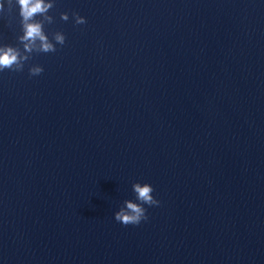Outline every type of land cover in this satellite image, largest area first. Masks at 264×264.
Here are the masks:
<instances>
[{"label":"water","instance_id":"water-1","mask_svg":"<svg viewBox=\"0 0 264 264\" xmlns=\"http://www.w3.org/2000/svg\"><path fill=\"white\" fill-rule=\"evenodd\" d=\"M53 3V53L0 13V264H264V0Z\"/></svg>","mask_w":264,"mask_h":264},{"label":"clouds","instance_id":"clouds-1","mask_svg":"<svg viewBox=\"0 0 264 264\" xmlns=\"http://www.w3.org/2000/svg\"><path fill=\"white\" fill-rule=\"evenodd\" d=\"M7 5V7H5ZM13 6L18 8V17L21 25L22 35L19 37L21 41H26L24 44V51L27 53H53L57 51L55 45L63 46L65 43V36L60 32L53 34V40L44 31V23L40 19L41 16L47 20L49 24L52 23L50 16L44 15L49 9L54 7L53 0H3L0 2V13L11 14ZM73 21L76 25L86 23L84 18L78 14H72ZM69 16L67 13L61 14V20L67 22ZM31 59L30 55H21L20 52L12 47L0 49V71L5 69L21 72L23 71L25 62ZM29 76H38L43 72L40 66H32L28 69ZM133 190L136 194L135 202L125 201V207L120 208L114 214V220L122 225H138L141 221L148 219L146 215L147 206H159V201L152 196L153 188L145 183L133 184Z\"/></svg>","mask_w":264,"mask_h":264}]
</instances>
